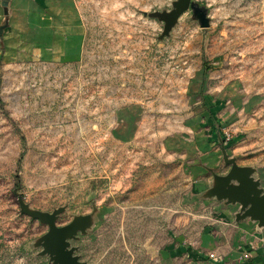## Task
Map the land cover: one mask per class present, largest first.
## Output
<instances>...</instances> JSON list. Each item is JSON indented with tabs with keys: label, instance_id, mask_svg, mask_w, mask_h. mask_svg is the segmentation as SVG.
Returning <instances> with one entry per match:
<instances>
[{
	"label": "rangeland",
	"instance_id": "rangeland-1",
	"mask_svg": "<svg viewBox=\"0 0 264 264\" xmlns=\"http://www.w3.org/2000/svg\"><path fill=\"white\" fill-rule=\"evenodd\" d=\"M175 1L73 0L80 48L0 62V264L46 258L49 228L19 199L65 208L57 226L94 214L73 241L85 264H192L167 248L212 225L200 202L240 210L205 195L231 169L223 149L264 187V0H195L210 27L189 10L162 38L150 14Z\"/></svg>",
	"mask_w": 264,
	"mask_h": 264
},
{
	"label": "crops",
	"instance_id": "crops-1",
	"mask_svg": "<svg viewBox=\"0 0 264 264\" xmlns=\"http://www.w3.org/2000/svg\"><path fill=\"white\" fill-rule=\"evenodd\" d=\"M2 1L0 25L7 20L8 27L0 39V62L19 51L43 55L50 50L63 54L65 50L80 48L83 35L73 0H10L8 16L4 14ZM205 184L208 181L202 179L195 182L188 196L206 190ZM199 206L211 214L213 228L203 229L196 240H179L178 244L169 245V258H174L178 251L192 257V264H264V227L260 228L257 222L237 223L235 215L239 207L226 208L208 201L200 202ZM47 260L46 257L42 264Z\"/></svg>",
	"mask_w": 264,
	"mask_h": 264
},
{
	"label": "water",
	"instance_id": "water-1",
	"mask_svg": "<svg viewBox=\"0 0 264 264\" xmlns=\"http://www.w3.org/2000/svg\"><path fill=\"white\" fill-rule=\"evenodd\" d=\"M194 1L177 0L173 3L172 11L150 14L151 17L165 23L162 38L170 34L180 17L189 10L193 12L202 29L210 27L208 9ZM223 155L226 164L230 165L231 169L225 176H214V184L205 193L206 197L223 201L226 205H239L240 210L236 214L237 221L250 219L252 222H257L260 228L264 227V187L262 182L254 177L255 170L253 168L239 166L236 159L228 157L225 149H223ZM19 202L22 214L40 221L49 228L39 243L43 249L40 256L48 258L46 264H85L81 262L80 256L77 254L78 248L73 246V241H77L79 234H86L91 228L94 214L78 216L68 225L57 226L65 208L57 209L53 213H46L31 210L21 199Z\"/></svg>",
	"mask_w": 264,
	"mask_h": 264
},
{
	"label": "trees",
	"instance_id": "trees-1",
	"mask_svg": "<svg viewBox=\"0 0 264 264\" xmlns=\"http://www.w3.org/2000/svg\"><path fill=\"white\" fill-rule=\"evenodd\" d=\"M24 141V140H23Z\"/></svg>",
	"mask_w": 264,
	"mask_h": 264
}]
</instances>
